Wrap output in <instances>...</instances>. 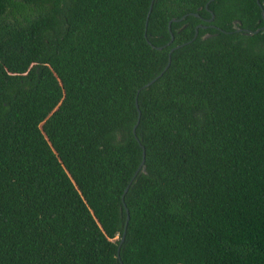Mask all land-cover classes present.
Returning <instances> with one entry per match:
<instances>
[{"label":"trees","instance_id":"16d2710c","mask_svg":"<svg viewBox=\"0 0 264 264\" xmlns=\"http://www.w3.org/2000/svg\"><path fill=\"white\" fill-rule=\"evenodd\" d=\"M152 1L0 0V264H264L262 7Z\"/></svg>","mask_w":264,"mask_h":264},{"label":"water","instance_id":"95a60500","mask_svg":"<svg viewBox=\"0 0 264 264\" xmlns=\"http://www.w3.org/2000/svg\"><path fill=\"white\" fill-rule=\"evenodd\" d=\"M257 2H258V4L262 7V15H263V18H264V3L263 2H261V0H257ZM153 3H154V0L152 1V4H151V9H152V7H153ZM185 17V16H184ZM183 17V18H184ZM213 18H214V14H213V16L209 19L210 21L211 20H213ZM170 25H171V22H170ZM264 28V27H263ZM239 30H243L242 28H240ZM261 29L259 28V29H257V30H246V32L247 33H249V34H255V33H258L259 31H260ZM198 34V29H197V32H196V35ZM159 48H161V47H159ZM174 50V48L172 49V51ZM172 51L170 52V54H169V61H168V64H167V66L164 68V70L158 75V76H156L154 79H152L151 81H149L146 85H145V87H148V86H150V85H152L160 76H162L163 75V73L168 69V67H169V65H170V63H171V60H172ZM144 163H145V151H144V155H143V160H142V163H141V165H140V169L144 166ZM128 189H129V186L126 188V190H125V193L128 191ZM129 218V217H128ZM125 240V234L123 235V237H122V240H121V243L123 242ZM121 245V244H120Z\"/></svg>","mask_w":264,"mask_h":264}]
</instances>
